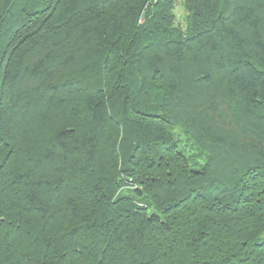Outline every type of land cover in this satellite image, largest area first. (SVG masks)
I'll use <instances>...</instances> for the list:
<instances>
[{
	"label": "trees",
	"instance_id": "obj_1",
	"mask_svg": "<svg viewBox=\"0 0 264 264\" xmlns=\"http://www.w3.org/2000/svg\"><path fill=\"white\" fill-rule=\"evenodd\" d=\"M0 0V264H264V0Z\"/></svg>",
	"mask_w": 264,
	"mask_h": 264
},
{
	"label": "rangeland",
	"instance_id": "obj_2",
	"mask_svg": "<svg viewBox=\"0 0 264 264\" xmlns=\"http://www.w3.org/2000/svg\"><path fill=\"white\" fill-rule=\"evenodd\" d=\"M174 1V8L173 12L176 17V23L182 27L185 26V17L186 11L181 3V0H173Z\"/></svg>",
	"mask_w": 264,
	"mask_h": 264
}]
</instances>
